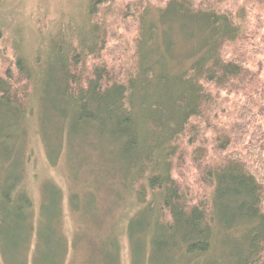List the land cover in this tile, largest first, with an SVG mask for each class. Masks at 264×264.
I'll use <instances>...</instances> for the list:
<instances>
[{"label":"trees","instance_id":"16d2710c","mask_svg":"<svg viewBox=\"0 0 264 264\" xmlns=\"http://www.w3.org/2000/svg\"><path fill=\"white\" fill-rule=\"evenodd\" d=\"M85 2L80 21L45 35L31 62L16 43L14 64L0 74V112L18 132L50 88L70 127L111 136L130 163L127 187L156 218L150 264H174L176 255L178 264H264V0ZM117 24L133 34L119 66L104 55ZM163 29L172 36L165 44ZM2 159L0 240L27 244L26 264H71L62 191L46 189L43 211L54 200L58 211L35 218L23 166L14 173ZM217 236L234 248L211 259Z\"/></svg>","mask_w":264,"mask_h":264},{"label":"rangeland","instance_id":"374dc122","mask_svg":"<svg viewBox=\"0 0 264 264\" xmlns=\"http://www.w3.org/2000/svg\"><path fill=\"white\" fill-rule=\"evenodd\" d=\"M85 4V0H0V74L14 64L16 43H22L21 49L31 62L40 51L44 36L49 32L55 36L60 25L72 18L80 21ZM116 27L118 32L110 34L104 55L119 66L130 59L133 34L123 25ZM174 31L175 48L180 49L182 36H178L177 28ZM163 33H167L162 35L165 44L172 36L165 29ZM175 48L168 53L170 62L179 56ZM49 90L44 101L32 102L19 121L18 132L11 117L0 112L1 165L14 173L23 166L21 186L34 203L35 218L38 215L49 218L55 209L54 200L51 209L47 207L43 211L44 191L47 189L55 197V193L62 191L63 227L68 253L72 254L71 264H107V256L109 264H114L115 251L120 247L118 264H150L149 232L153 230L148 224L152 226L156 218L146 215L149 205L135 197L125 183L130 163L111 143L108 133L100 134L92 127L82 130L70 127V120L63 114L65 105L53 94L49 95ZM9 134L14 138L5 142ZM8 156L10 163L5 160ZM73 204L76 209L72 211ZM238 234L236 239L240 240L242 234ZM222 240L223 237L215 238L211 259L225 257L234 248L221 246ZM26 245L22 243L17 249H11L0 240V264H26L30 254ZM178 262L176 255L173 263Z\"/></svg>","mask_w":264,"mask_h":264}]
</instances>
